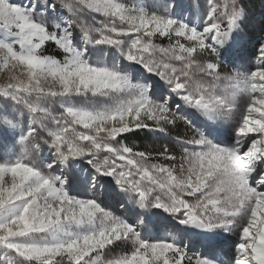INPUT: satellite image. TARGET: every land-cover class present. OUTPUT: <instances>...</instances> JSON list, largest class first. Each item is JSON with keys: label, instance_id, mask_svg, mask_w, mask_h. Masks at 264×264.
I'll return each mask as SVG.
<instances>
[{"label": "rangeland", "instance_id": "obj_1", "mask_svg": "<svg viewBox=\"0 0 264 264\" xmlns=\"http://www.w3.org/2000/svg\"><path fill=\"white\" fill-rule=\"evenodd\" d=\"M261 236L264 0H0V264H264Z\"/></svg>", "mask_w": 264, "mask_h": 264}, {"label": "trees", "instance_id": "obj_2", "mask_svg": "<svg viewBox=\"0 0 264 264\" xmlns=\"http://www.w3.org/2000/svg\"><path fill=\"white\" fill-rule=\"evenodd\" d=\"M46 54H49L50 56L58 59H62L64 57V54L60 51L55 50L53 45H50L49 48L46 50ZM126 138L130 140H137V141H144L146 140L145 136H143L139 132H133L130 135H126Z\"/></svg>", "mask_w": 264, "mask_h": 264}, {"label": "bare ground", "instance_id": "obj_3", "mask_svg": "<svg viewBox=\"0 0 264 264\" xmlns=\"http://www.w3.org/2000/svg\"><path fill=\"white\" fill-rule=\"evenodd\" d=\"M194 228H195V232L198 235H200L203 238V240H205V236L207 234H210V235L214 236V233H212L211 230H209L205 226L201 225L200 223H195L194 224ZM261 240L264 241V237L263 236H261Z\"/></svg>", "mask_w": 264, "mask_h": 264}]
</instances>
